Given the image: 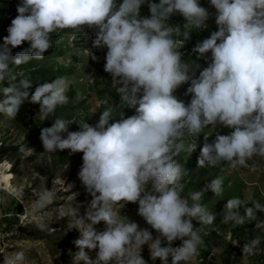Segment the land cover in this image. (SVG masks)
I'll return each mask as SVG.
<instances>
[{"label": "clouds", "instance_id": "clouds-1", "mask_svg": "<svg viewBox=\"0 0 264 264\" xmlns=\"http://www.w3.org/2000/svg\"><path fill=\"white\" fill-rule=\"evenodd\" d=\"M209 2L216 10L218 30L192 50L199 56L211 53V62L198 77L182 61L173 38L180 27L165 22L179 14L186 21L184 27H204L209 13L199 0H122L119 4L117 0H20L17 5V15L0 43L4 96L0 113L15 119L23 104H38L37 115L45 121L57 106L68 103L65 78L39 84L30 94L29 78L13 83L17 79L13 66L43 59L52 46V33L82 32L85 26L97 29L93 47L107 48L104 71L111 75L123 108L134 109L127 118L113 119L112 109L107 108L97 123L84 121L77 131H69L73 122L64 118L40 129L44 151L83 154L78 179L91 200L83 217L76 207L60 214V219L69 217L70 228L79 232L72 264H147L141 255L144 245L150 259H159L160 264H189L198 255L204 241L192 221L212 225L215 215L197 201L208 190L221 195L223 181L218 177L189 197L182 195L179 182L187 172L175 156L184 150L186 136L197 140L209 126L232 130L217 134L211 143L204 137L197 157L200 167L227 163L236 168L254 156L264 158V0ZM145 4L150 16L141 17ZM183 36L187 41L190 33L185 31ZM24 42L29 46L13 54ZM5 82L7 87L2 86ZM186 83V94H191L187 105L174 95ZM197 147V143L189 145V153ZM9 194L19 198L16 191ZM129 202L138 204L137 214L155 230V238L126 217L125 223L116 211ZM241 204L239 198L227 200L222 223L243 225L255 219V212L264 213V204L256 202L242 216ZM11 215L0 213V218ZM101 223L104 228L98 231ZM175 241H180L179 246H173ZM259 243L258 238L245 243L243 255H256ZM93 250L95 258L89 255ZM6 264H25L24 251L15 252Z\"/></svg>", "mask_w": 264, "mask_h": 264}, {"label": "rangeland", "instance_id": "rangeland-1", "mask_svg": "<svg viewBox=\"0 0 264 264\" xmlns=\"http://www.w3.org/2000/svg\"><path fill=\"white\" fill-rule=\"evenodd\" d=\"M120 2L122 0H117V4ZM19 3L20 0H0V43L8 34L7 28L17 15ZM199 4L209 13L204 27H184L186 21L179 14L172 15L165 22L166 25L179 26L187 32L197 33L193 45L173 37L177 49L182 53V61L192 67L194 77H198L199 72L211 62V53L199 56L192 51L193 48L218 30L215 23L216 10L209 0H199ZM139 14L141 17L150 16L147 4L141 6ZM96 31L95 28L85 26L82 32L65 29L52 33V46L44 53L43 59H32L13 66L17 83L25 77L31 80L32 87L28 90L30 94L39 84L59 77L69 83L68 103L57 106L54 114H50L45 121H41L37 115L38 104H23L15 119L0 113V162L9 163L11 177L10 188L7 190L16 191L19 197L10 195L9 191H5L4 184L0 183V199L6 201V204L0 203V213H12L11 216L0 218V228L18 229V235L5 252L10 257L17 251H24L25 264H72L73 255L78 251L73 242L79 238V232L70 228L69 217L60 219V214L76 207L78 216L83 217L91 200L78 179L83 154H71L67 149L51 153L44 151L39 139L40 129L50 127L56 118H64L73 122L69 125V131H77L78 124L84 121L92 125L97 123L100 113L107 108L112 109L113 119H119L122 115L127 118L134 114V109L126 106L123 108V101L112 86L111 75L104 71L107 50L93 47ZM28 46L24 42L13 49V54ZM92 56L96 59L93 60ZM2 86L7 87V82ZM188 87V83L183 84L174 92L178 100L186 105L191 100V94H186ZM3 99L0 93V101ZM231 131L220 125L206 127L197 140L186 136L183 140L184 150L175 156V160L187 172L179 182L183 186L184 197L204 188L213 179L219 177L223 181L221 195L217 196L208 190L197 201L215 215V220L214 224L208 226L192 221L204 244L189 264H264V223H261L264 222V213L255 212V219L246 220L243 225L222 223L224 205L229 199L239 198L242 201L239 210L242 216L245 215V208L253 207L256 202L264 204V158L254 156L244 166L236 168L227 163L204 167L197 164L205 136L208 137L207 142L211 143L217 134L227 135ZM193 143H197L198 147L190 154L188 147ZM28 148L32 150L31 153L27 151ZM150 187L151 184L148 185ZM73 193L76 194L75 200ZM192 203L189 198V204ZM137 210L138 204L131 202L123 208L119 205L116 207L125 223L128 220L135 222L139 228L149 230L155 238L157 233L137 214ZM96 228L102 231L103 223ZM256 238L260 240L256 255L245 257L242 253L243 245ZM233 241H238V244L233 245ZM179 244L180 241L173 242L174 247ZM89 255L95 258V250ZM141 255L147 264H160L159 259L154 262L150 259L147 245L143 246Z\"/></svg>", "mask_w": 264, "mask_h": 264}, {"label": "built area", "instance_id": "built-area-1", "mask_svg": "<svg viewBox=\"0 0 264 264\" xmlns=\"http://www.w3.org/2000/svg\"><path fill=\"white\" fill-rule=\"evenodd\" d=\"M18 235V229L14 227L0 228V264H6L8 256L6 249L10 246L12 240Z\"/></svg>", "mask_w": 264, "mask_h": 264}, {"label": "bare ground", "instance_id": "bare-ground-1", "mask_svg": "<svg viewBox=\"0 0 264 264\" xmlns=\"http://www.w3.org/2000/svg\"><path fill=\"white\" fill-rule=\"evenodd\" d=\"M10 168L9 163L0 162V183L4 184V189L10 188Z\"/></svg>", "mask_w": 264, "mask_h": 264}, {"label": "trees", "instance_id": "trees-1", "mask_svg": "<svg viewBox=\"0 0 264 264\" xmlns=\"http://www.w3.org/2000/svg\"><path fill=\"white\" fill-rule=\"evenodd\" d=\"M156 1L157 0H153V2H156ZM148 11H149V9H148ZM184 32H185V30L180 29V33L179 34H174L173 37H177V39L179 41L183 42V43H191V45H193L196 42V40H197V37H198L197 33L196 32H189L190 33V38L187 41H185L184 40V36H183ZM104 48H105V50H107L106 47H104ZM13 83H17V79L15 81H13Z\"/></svg>", "mask_w": 264, "mask_h": 264}]
</instances>
